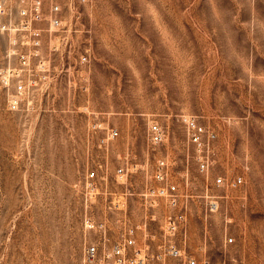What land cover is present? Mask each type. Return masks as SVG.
I'll return each instance as SVG.
<instances>
[{
	"label": "rangeland",
	"instance_id": "374dc122",
	"mask_svg": "<svg viewBox=\"0 0 264 264\" xmlns=\"http://www.w3.org/2000/svg\"><path fill=\"white\" fill-rule=\"evenodd\" d=\"M31 1L2 18L0 69L14 44L31 50ZM54 5L76 49L43 34L48 81L15 110L0 78V264H88L102 223L108 246L132 236L145 264H264V0H45L46 18ZM186 117L215 135L205 170ZM180 214L176 258L164 238Z\"/></svg>",
	"mask_w": 264,
	"mask_h": 264
},
{
	"label": "built area",
	"instance_id": "2783aa9c",
	"mask_svg": "<svg viewBox=\"0 0 264 264\" xmlns=\"http://www.w3.org/2000/svg\"><path fill=\"white\" fill-rule=\"evenodd\" d=\"M44 2L45 0H32L27 8L21 9V14L19 15L20 23L25 28L24 39L29 41V46L31 47L30 52L22 51L23 47L18 44L13 45L6 51V59L5 66L0 69V78L1 82L4 84V88L6 92L9 93L10 98V106L15 110L18 106L24 101V97L31 95L34 90L38 89L40 85L45 82L47 83L48 74L50 73V65L44 56H42L39 52L35 54V51L40 49L42 46L41 40L43 38V34H46L47 37L55 38L54 36H60L62 38L63 47L65 48L62 52L59 48H55L56 50L53 52H60L62 54L71 53L74 51L75 44H73V32L65 31V26L62 21L59 19V14L61 9L58 5H54L50 8V18H46L44 14ZM15 6L11 3V0H0V29L1 31L12 29L13 24H4L2 18L6 16L7 8L12 11ZM46 21L48 23V30H44V28L39 25ZM35 24L38 25L39 28L35 27ZM15 31V30H14ZM14 33V32H13ZM71 33V34H70ZM53 40V39H51ZM55 46H53L54 49ZM70 55V54H69ZM82 61L85 63L88 61L89 55L88 52L80 55ZM15 60L18 61V64H14ZM2 84V85H3ZM184 122L186 125L188 137L190 141L196 146L197 150H199L200 167L205 170L209 166L210 156V148L212 139L215 138L213 132H209L203 125L200 124L198 120L193 117L184 118ZM149 134L151 136L152 142L155 144H159L164 139V131L160 128L159 125L153 124L151 126ZM117 136L116 134L111 135ZM165 164L161 163L160 171L157 172L156 177L160 182L166 184L165 187L161 188L162 196H166L170 204L173 207H176L178 203V197H176L175 193L177 192L175 185H169L167 176L168 173L165 172ZM95 178V173H92L88 179L92 182ZM217 183L223 184L222 179H218ZM242 184V179L239 178L235 180L232 185L238 186ZM93 184L88 183L87 188L89 190H93ZM164 191L167 192V195H164ZM212 210L218 207L217 202H212ZM184 221V215H176L173 218H169L167 220L168 230L166 232V236L164 238L165 247L168 248L169 254L173 257H181L182 256V248L177 247V243L172 240L173 236L176 235V232L179 230L181 222ZM89 228L94 229L95 224L87 221ZM98 228L104 234L103 243L91 244L88 245L85 252V260L88 264H93L98 259H100L102 264H145L146 256H141V250L135 253V256L131 257L127 253L128 248L135 247L136 241L132 238V236L124 238V240L114 246L107 245V227L106 224H100ZM168 233V234H167ZM102 249V251H101ZM101 257V258H100ZM187 264H197L194 258H189Z\"/></svg>",
	"mask_w": 264,
	"mask_h": 264
},
{
	"label": "bare ground",
	"instance_id": "6f19581e",
	"mask_svg": "<svg viewBox=\"0 0 264 264\" xmlns=\"http://www.w3.org/2000/svg\"><path fill=\"white\" fill-rule=\"evenodd\" d=\"M11 3L13 4V0H11ZM2 84H3V82H2ZM3 86H4V84H3ZM151 126H153V125H151ZM151 126H150V128H151ZM150 128H149V131H150ZM166 191H164V193H165ZM167 230H168V224H167Z\"/></svg>",
	"mask_w": 264,
	"mask_h": 264
}]
</instances>
